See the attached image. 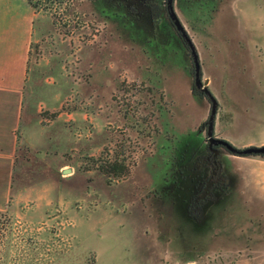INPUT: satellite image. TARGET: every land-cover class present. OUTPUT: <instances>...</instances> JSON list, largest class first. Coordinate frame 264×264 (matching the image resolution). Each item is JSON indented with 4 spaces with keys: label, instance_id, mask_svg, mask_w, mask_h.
Segmentation results:
<instances>
[{
    "label": "rangeland",
    "instance_id": "rangeland-1",
    "mask_svg": "<svg viewBox=\"0 0 264 264\" xmlns=\"http://www.w3.org/2000/svg\"><path fill=\"white\" fill-rule=\"evenodd\" d=\"M186 1L195 12L177 9L219 102L216 132L264 146V0ZM72 4V35L64 12L35 13L17 157L0 174V264H185V246L198 258L186 264H264V156L227 158L223 213L210 203L203 233L184 230L195 199L170 183L184 170L182 187L211 181L198 136L210 105L191 92L175 31L159 26L147 45Z\"/></svg>",
    "mask_w": 264,
    "mask_h": 264
},
{
    "label": "flooded vegetation",
    "instance_id": "flooded-vegetation-1",
    "mask_svg": "<svg viewBox=\"0 0 264 264\" xmlns=\"http://www.w3.org/2000/svg\"><path fill=\"white\" fill-rule=\"evenodd\" d=\"M83 1H86V2L92 4L94 7L97 8L96 3L94 4L92 1H89V0H83ZM160 1L161 2H159V0H157L156 5H154V7H155L154 9L158 13L157 21L154 22V24L157 27L154 28V30L152 32L150 31V36H147L144 33V31H141V33L145 34L147 36V38L145 37V38L141 39L139 37L138 38L136 37V35L132 32V29H135L134 28L135 24H133V22L130 23L131 22L130 20H129V23H125L121 17L119 18L118 16H115V15H113V16L109 15L108 17L109 18L112 17L111 20H114V21H116V23L121 24L127 30V34L130 36V38L133 37L134 39H138L140 42L147 44V45L148 44L158 45V42H157L158 37L156 36V29H158V31H159V28H158L159 26H161L165 29H166L167 25H168V27L171 26V28L175 31V34L177 36L176 37L177 41L180 42L181 46L183 47L182 49L181 48L180 49L185 53V55L187 54V56L190 57L191 67L193 68L189 72L190 75L193 76V87H192L191 92L194 93L195 96H198V97L206 100L208 102V104L210 105L209 116H208L206 122H204L203 124H201L199 126V128H198L199 135L198 136H200L202 138V147H203L204 153L207 155L203 159L206 160V164L212 168L211 175L209 176L211 181L210 182L205 181V178L207 175L203 174L200 177H198L199 178L198 181L195 180L196 182H194V185L192 188L182 187V186H180L179 181L182 180L180 183H182L184 181H185L184 183H186L187 182L186 180L189 179L188 171L189 172L192 171V170H187V171L184 170V171H180L179 172L180 174L178 176L179 178H177L175 181L171 180L173 183H170V184L175 185L176 190L177 189H179L181 191L185 190L191 197H193L195 199L193 206H190L188 211H187L190 215L191 220H192V225L194 224V227L191 225V223H186L183 226H186L187 229H184V230H187L190 232L191 231L198 232L200 230L199 232H200V234H202L204 229H202L201 227L203 226V223H206V222H204V218L206 217L208 219V215L210 217L212 214V211H211L212 209L209 207L210 203L216 205V207H215L216 213L222 214L224 211L223 206L226 203L224 198L229 195L230 190L232 189L231 182L230 181L228 182V180H226V177L222 175L223 170H224V166H225V164H223V163L224 162L227 163L228 162L227 158H231V156L240 157V158L243 156L244 157H248V156L239 155V154H236V153L229 151L220 142L226 141L229 144H231V143L226 138L220 136L216 132L217 116H218V111H219V102H218V99L216 98V96L213 94L212 90L209 88L208 83L206 81H203V77H202L203 63L200 60L197 45H196L193 37H191L190 33L188 32L186 22L182 18L180 11L177 9V7L180 6V7H182V9H184V8L186 9V13H193V12H195V10H192V7L196 4L191 5V4L187 3L186 0H172V9H170V7H169L170 6V0H160ZM209 1H211V0H202L197 5L199 8L201 7V8H204L206 10L209 7V5H208ZM142 4H143V0H139V1L135 0V2L128 5V9H131L132 12L135 14H139L140 11L142 10V6H143ZM162 4H163V6H162ZM159 8H160V10H159ZM95 10L97 13L99 12L98 9H95ZM158 10H159V12H158ZM171 12L175 15L176 21L179 22L182 30H179L178 26L176 25L175 20L172 18ZM209 12H214V11L211 10ZM209 12H207V13H209ZM163 13L165 15L163 16V18H161L160 14H163ZM132 34H134L135 36H133ZM147 34L149 35V33H147ZM195 57H197V62L199 65V83H200V85H198V82H197V63H196ZM192 76H191V78H192ZM160 96H162V98H163V95H160ZM212 98L215 99V101H216L215 103L213 102ZM214 105H216V108H215V113L213 114ZM203 134L205 137H203ZM233 147L236 148L235 146H233ZM236 149H239V148H236ZM243 149H246V148H243ZM243 149H239V150H243ZM191 174H193V173L191 172ZM180 175H181V177H180ZM202 179H204V180H202ZM164 182L167 185V183L169 181H166V179H165ZM155 194H156V192H155ZM183 203L184 202L181 201V203H179V205H178L179 210H181V211L183 210V207H182ZM206 209H209L211 211L210 214H208V215H206L207 213L205 214ZM191 227H193V228H191ZM177 228L178 229H176V230H178V232L183 230L182 227H177ZM196 249H197L196 247L192 248V247H186L185 246L183 249H181V251L177 255H182L184 253H187V254H189V256L186 258H182L179 256L178 257L185 264L188 262H194L195 263L198 260V258H197V256L193 255V250H196ZM196 252H197V250H196Z\"/></svg>",
    "mask_w": 264,
    "mask_h": 264
},
{
    "label": "crops",
    "instance_id": "crops-1",
    "mask_svg": "<svg viewBox=\"0 0 264 264\" xmlns=\"http://www.w3.org/2000/svg\"><path fill=\"white\" fill-rule=\"evenodd\" d=\"M34 18L27 0H0V174L17 157Z\"/></svg>",
    "mask_w": 264,
    "mask_h": 264
},
{
    "label": "trees",
    "instance_id": "trees-1",
    "mask_svg": "<svg viewBox=\"0 0 264 264\" xmlns=\"http://www.w3.org/2000/svg\"><path fill=\"white\" fill-rule=\"evenodd\" d=\"M27 1L34 9L35 13L44 9H49V10L55 9L64 12L63 13L65 19L64 22H67L65 26L69 28L71 27V30L69 29L68 31V35H72L73 33H75L73 29H74V23L77 20L76 18L77 13L74 11L75 10L74 5L72 4L73 0H27ZM89 1H92L94 4L96 3L97 9L99 11L98 13L103 18H107V16L109 15L112 16L115 15L118 16L119 18L121 17L125 23H129V20L131 21L130 23L133 22V24H135L134 25L135 29L131 28L132 32L141 39L150 36V31L154 30V28L157 27L154 24V22L157 21V15H158V13L154 9L155 8L154 5H156L157 0H143L142 10L140 11L139 14H135L132 12L131 9H128V5L135 2V0H89ZM57 13L58 12L56 11L49 13L50 15L53 16V21L55 23L57 20L54 15H57ZM144 18H146L147 20L145 24L143 23ZM141 31H144V33L147 36L145 34H142ZM158 32L160 33V30ZM147 33H149V35ZM134 34L132 35L135 36ZM9 224H10V218L7 217L5 212L0 210V239H3L5 237L4 235L9 227Z\"/></svg>",
    "mask_w": 264,
    "mask_h": 264
},
{
    "label": "water",
    "instance_id": "water-1",
    "mask_svg": "<svg viewBox=\"0 0 264 264\" xmlns=\"http://www.w3.org/2000/svg\"><path fill=\"white\" fill-rule=\"evenodd\" d=\"M169 7H170V9H172V0H170V6ZM171 15H172V18L175 20L176 25L178 26L179 30H182L179 22L176 21L175 15L172 12H171ZM195 60L197 63V82H198V85H200V83H199V65L197 62V57H195ZM212 100L214 103L216 102L214 98H212ZM215 108H216V105H214L213 114L215 113ZM220 143L223 144L229 151L236 153V154H239V155H246V156H251V155L252 156H263L264 155V146H262V147H249V148H246L243 150H239V149L234 148L231 144H229L226 141H224V142L222 141ZM68 173H70V169L64 170V172H63V174H68Z\"/></svg>",
    "mask_w": 264,
    "mask_h": 264
}]
</instances>
